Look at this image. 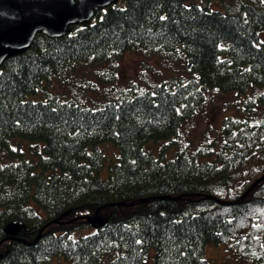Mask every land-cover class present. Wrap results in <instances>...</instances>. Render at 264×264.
I'll use <instances>...</instances> for the list:
<instances>
[{
    "label": "trees",
    "instance_id": "1",
    "mask_svg": "<svg viewBox=\"0 0 264 264\" xmlns=\"http://www.w3.org/2000/svg\"><path fill=\"white\" fill-rule=\"evenodd\" d=\"M263 30L264 0H113L62 35L36 32L7 57L0 264H143L150 247L152 264H211L209 243L264 264V179L244 193L264 173ZM130 51L183 60L187 76L132 83L87 104ZM232 89L235 113L183 140L182 124L208 94ZM161 139L175 145L169 158L145 146ZM107 142L119 147L115 159ZM95 212L104 226L89 223Z\"/></svg>",
    "mask_w": 264,
    "mask_h": 264
},
{
    "label": "rangeland",
    "instance_id": "2",
    "mask_svg": "<svg viewBox=\"0 0 264 264\" xmlns=\"http://www.w3.org/2000/svg\"><path fill=\"white\" fill-rule=\"evenodd\" d=\"M214 2H216L214 3L215 6L220 9L222 8L218 1ZM261 36L264 39V30L261 32ZM172 73H180L184 75L187 73L183 60L171 61L160 54L143 55L136 51H130L117 60V69L114 80L108 83L98 82L97 91L92 92V96L87 95L84 101L87 104L95 105L97 101L103 99L104 92H108L111 89L129 87L132 83H137L141 87L150 86L155 84V82L157 83L161 81L164 77H168ZM185 76H187V74ZM74 77L77 78V76ZM62 87L65 88L67 92H71L72 90L66 88L65 86ZM236 99L237 91L235 89L216 95L209 93L207 101L203 104L199 112L182 124L180 131L182 139L196 140L201 138L202 133L206 128H217L224 115L235 113L237 110L235 104ZM167 142V139L149 141L145 146L146 148L153 149L155 153L163 150L165 157L169 158L173 155L175 145L166 146ZM27 145V141H25L24 150L26 151V156H30L31 151L27 148ZM106 145H109L108 148H105ZM101 146L105 148V152L108 157L115 159V154L119 151V147L116 144L113 142H107ZM109 147L112 148L109 149ZM32 154L37 157V154ZM108 163L109 160H106L105 164L100 167L99 175L101 177L107 176ZM30 202H32V200ZM214 246L215 245L212 243H209L206 246L205 255L211 260V264H248V260L237 261L234 259L233 255H227V253L223 250V247ZM153 255L154 247H150L143 264H152ZM57 260L58 259L55 257L52 264L68 263L64 258L58 261Z\"/></svg>",
    "mask_w": 264,
    "mask_h": 264
},
{
    "label": "water",
    "instance_id": "3",
    "mask_svg": "<svg viewBox=\"0 0 264 264\" xmlns=\"http://www.w3.org/2000/svg\"><path fill=\"white\" fill-rule=\"evenodd\" d=\"M111 2L113 0H0V65L7 57L25 51L36 32L49 36L62 35L69 25L89 20L95 10ZM263 179L264 173L244 193L247 194ZM208 197L222 203L234 202L213 195ZM87 219L93 227L105 225V219L96 212ZM20 224L14 220L6 226V231L11 236Z\"/></svg>",
    "mask_w": 264,
    "mask_h": 264
}]
</instances>
